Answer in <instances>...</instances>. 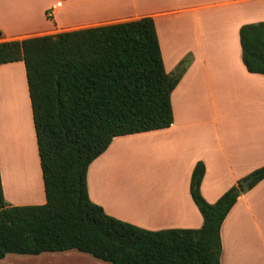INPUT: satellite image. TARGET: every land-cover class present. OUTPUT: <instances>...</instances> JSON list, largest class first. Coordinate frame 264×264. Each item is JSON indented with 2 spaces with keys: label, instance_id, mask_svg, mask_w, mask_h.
Here are the masks:
<instances>
[{
  "label": "crops",
  "instance_id": "obj_1",
  "mask_svg": "<svg viewBox=\"0 0 264 264\" xmlns=\"http://www.w3.org/2000/svg\"><path fill=\"white\" fill-rule=\"evenodd\" d=\"M30 1L34 24L27 29L4 18L8 0H0V42L150 18L165 72L189 60L170 96L172 125L114 138L88 167V197L105 214L151 232L198 230L203 219L189 193L197 163L210 205L264 166V76L246 71L239 40L242 26L264 23V0ZM0 180L8 205L46 203L21 61L0 65ZM115 188L130 214L108 199H119ZM220 242V264H264V179L237 199ZM69 252L7 255L0 264H50Z\"/></svg>",
  "mask_w": 264,
  "mask_h": 264
},
{
  "label": "trees",
  "instance_id": "obj_2",
  "mask_svg": "<svg viewBox=\"0 0 264 264\" xmlns=\"http://www.w3.org/2000/svg\"><path fill=\"white\" fill-rule=\"evenodd\" d=\"M239 40L246 71L264 76V23L242 26ZM19 61L46 203L10 206L0 180V260L77 251L108 264H220L221 225L264 179V166L210 205L200 194L205 168L197 163L189 193L203 219L198 230L146 231L108 216L88 197V167L114 138L173 123L170 96L189 60L173 75L165 72L153 20L0 42V65Z\"/></svg>",
  "mask_w": 264,
  "mask_h": 264
},
{
  "label": "rangeland",
  "instance_id": "obj_3",
  "mask_svg": "<svg viewBox=\"0 0 264 264\" xmlns=\"http://www.w3.org/2000/svg\"><path fill=\"white\" fill-rule=\"evenodd\" d=\"M6 7H7V11H6V14L4 15V18L8 19L7 21H9L12 25L14 23V26H16V28H21L24 26L26 27V24H27V26L30 25V27H31V25L34 24V18L32 17V14H30V13H32V11H31L32 10V3L30 0H8ZM15 24H17V25H15ZM159 185L161 188H163L161 183H159ZM160 190L164 191L165 189L163 188ZM113 192L115 193V195H117V197H119V199L112 197V195L109 193H108V199L111 202H113L114 204L118 205L120 208H122V210L127 212L128 210H126L125 207H128V206H126V204L129 205L130 202H127L125 200V198H124L125 196H122L124 194H121V192H119V190H117V188H115L113 190ZM120 198H121V201H118V200H120ZM138 208L140 209L141 207H138ZM127 209H129V208H127ZM146 212H148V211H146ZM127 213L130 214V212H127ZM131 214H133V213H131ZM49 262H50V264H106V263L95 260L91 256H88L85 254H80V253L75 252V251L69 252L67 254V256L60 255L59 258L53 259Z\"/></svg>",
  "mask_w": 264,
  "mask_h": 264
},
{
  "label": "bare ground",
  "instance_id": "obj_4",
  "mask_svg": "<svg viewBox=\"0 0 264 264\" xmlns=\"http://www.w3.org/2000/svg\"><path fill=\"white\" fill-rule=\"evenodd\" d=\"M17 3H18V2H17ZM30 14H31V13H30ZM14 16H15V15H14ZM7 18H8V17H7ZM13 19H14V18H13ZM7 20H8V19H7ZM10 20H11V19H10ZM18 20H19V19H18ZM19 21H20V20H19ZM26 22H27V21H26ZM28 23H29V22H28ZM25 24H26V23H25ZM29 24H30V23H29ZM29 24H28V25H29ZM13 25H14V23H13ZM15 25H17V24H15ZM26 25H27V24H26ZM29 27H30V25H29ZM29 27H28V28H29ZM21 28H22V27H21ZM26 28H27V27H26ZM28 28H27V29H28Z\"/></svg>",
  "mask_w": 264,
  "mask_h": 264
},
{
  "label": "water",
  "instance_id": "obj_5",
  "mask_svg": "<svg viewBox=\"0 0 264 264\" xmlns=\"http://www.w3.org/2000/svg\"><path fill=\"white\" fill-rule=\"evenodd\" d=\"M249 183V181H247L246 183H245V185H247Z\"/></svg>",
  "mask_w": 264,
  "mask_h": 264
}]
</instances>
